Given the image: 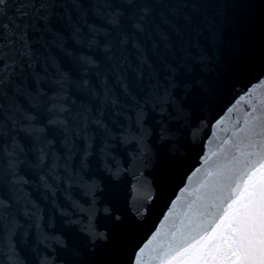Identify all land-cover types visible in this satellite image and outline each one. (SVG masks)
<instances>
[{"label":"water","instance_id":"water-1","mask_svg":"<svg viewBox=\"0 0 264 264\" xmlns=\"http://www.w3.org/2000/svg\"><path fill=\"white\" fill-rule=\"evenodd\" d=\"M177 2L154 0L156 7L146 20V31L140 34L134 28L136 20L142 18L139 8L130 12L117 9L123 20L115 29L108 23V11L95 6L82 14L87 25L77 23L81 20L78 12L72 13L71 23L61 25L62 43L50 50L47 81L40 87L50 97L67 100L64 107L69 109V130L50 123L47 109L37 101H20L25 109L32 104L31 115L35 117L31 135L16 137L26 153L21 157L20 174L29 182L16 194L20 201L12 209L16 222L6 232L0 230V264H82L93 259L87 255L93 243L92 229L112 234L114 216L139 215L134 230L125 228L117 234L123 249L119 258L122 264H130L134 250L175 219L169 212L186 211L184 205L201 178L194 170L202 167L204 158L215 160L213 153L227 152L233 132L248 114L254 108L264 109V4L258 0H252L253 7L239 10L247 12L246 21L238 14L229 17L244 23L247 70L222 80L212 104L195 114L191 110L181 113L179 100L175 102L177 114L172 108L158 106L162 101L153 92L154 78L163 77L159 81L162 85L168 79V66H183L190 55L188 40L175 22L182 10L169 7ZM89 26L103 37H93L86 30ZM74 30L83 35H75ZM121 39L124 46L118 43ZM138 71L144 73L142 81L137 80ZM60 77L67 81L62 90L51 91L60 84ZM121 80L131 87L125 89ZM135 101H140V107ZM163 116H168L166 123L176 129L172 137L179 142L176 147L183 159L167 170L161 182V154L167 149L157 138V129ZM188 116L191 118L182 121ZM42 137H47L46 143ZM41 144L49 153L43 165L38 161ZM53 161L59 165V175L49 172ZM186 178L189 193L182 191ZM149 196L154 197L152 203H144L150 210L140 215V201ZM33 206L36 213L29 215ZM58 242L66 247H58Z\"/></svg>","mask_w":264,"mask_h":264},{"label":"snow or ice","instance_id":"snow-or-ice-1","mask_svg":"<svg viewBox=\"0 0 264 264\" xmlns=\"http://www.w3.org/2000/svg\"><path fill=\"white\" fill-rule=\"evenodd\" d=\"M258 2L264 4V0ZM93 6L108 11V23L114 29L120 27L123 20L117 9L125 12L141 9L142 18L134 24L137 34L146 31V20L156 7L154 0L146 3L103 0L95 4L93 0H0V230L6 232L16 222L12 215V209L20 203L16 194L29 182L20 174L21 157L26 153L16 137L31 135L35 117L31 115L32 104L25 109L20 101H37L41 108L47 109L50 123L66 132L69 130V109L64 107L67 100L50 97L40 84L47 81L50 50L62 43L61 25L71 23L72 13L77 12L81 14L77 23L87 25L82 14ZM253 6L252 0H178L169 4L182 10L180 19L175 22L188 40L190 55L183 66L180 63L168 66L165 73L168 79H164L162 85L159 81L163 77L154 78L153 92L162 101L158 106L172 108L173 114H177L175 102L179 100L181 113L191 110V114H195L198 109L212 104L222 80L247 70L242 40L244 23L229 17L238 14L246 21L247 12L239 10ZM86 30L93 37L104 35L90 26ZM74 34L83 35L75 30ZM118 43L124 46L123 39ZM143 75L138 71L137 80L142 81ZM66 82V78L60 77V84L51 91H61ZM121 84L125 89L131 87L124 80ZM125 95L131 99L127 90ZM135 103L140 107V101ZM53 117L60 119L53 120ZM190 118L182 117V121ZM168 119L163 116L157 129V138L167 149L161 154V182L166 179L167 170L180 165L183 159L176 147L179 142L172 137L176 129L166 123ZM42 139L46 143L47 137ZM48 155L45 145L41 144L38 161L42 165ZM212 155L215 160L206 157L202 167L194 170L201 178L184 205L186 211L169 212L168 216L175 219L162 225L135 249L130 264H264V109L254 108L248 114L243 125L233 132L227 152ZM58 167L53 161L49 172L59 175ZM41 179L43 182L44 177ZM187 179L182 189L184 193L190 191ZM5 192L10 195H3ZM153 199L151 196L142 198L137 213L143 208L140 215H146L150 209L144 201L150 205ZM35 213L33 206L28 214ZM113 219L112 234L91 230L93 243L87 255L93 259H85L82 264H122L119 257L123 249L117 234L125 228L134 230L139 215L129 218L116 215ZM58 247L66 245L58 242Z\"/></svg>","mask_w":264,"mask_h":264}]
</instances>
